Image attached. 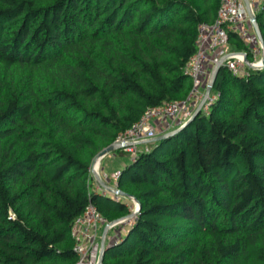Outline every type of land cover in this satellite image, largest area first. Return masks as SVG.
<instances>
[{
	"label": "trees",
	"instance_id": "trees-1",
	"mask_svg": "<svg viewBox=\"0 0 264 264\" xmlns=\"http://www.w3.org/2000/svg\"><path fill=\"white\" fill-rule=\"evenodd\" d=\"M220 2L0 0V264H75L89 203L130 212L95 187L94 160L148 107L189 94L198 24ZM256 16L264 37V1ZM212 91L208 113L115 167L141 206L103 264H264V66H221Z\"/></svg>",
	"mask_w": 264,
	"mask_h": 264
},
{
	"label": "built area",
	"instance_id": "built-area-1",
	"mask_svg": "<svg viewBox=\"0 0 264 264\" xmlns=\"http://www.w3.org/2000/svg\"><path fill=\"white\" fill-rule=\"evenodd\" d=\"M263 1L221 0L215 19L198 24L197 48L185 64V72L192 79L189 94L185 98L170 99L162 104L148 107L130 127L119 132L115 140L121 144L123 150L132 155V158L158 135L157 124L168 128L173 122L178 125L183 124L199 107L207 113L210 111L218 93L212 89L207 93L206 90L207 85L212 82L216 67L226 66L233 74L239 76H247L251 68L263 67L264 50L252 20V16L256 15ZM231 33H236L249 47L231 49L230 45L234 42ZM248 38L251 40L250 44L246 41ZM200 86H204V90H201ZM119 173L120 169L112 174L115 179L114 184L108 183L105 175L102 179L107 185L93 173L96 179L95 187L117 198L125 196L130 212L111 220L94 203H89L72 225V235L75 238V249L78 253L75 264H103L102 245L119 237L112 239L111 230L117 226L118 229L124 230L136 218L139 211L138 201L134 196L119 193L117 183Z\"/></svg>",
	"mask_w": 264,
	"mask_h": 264
},
{
	"label": "water",
	"instance_id": "water-1",
	"mask_svg": "<svg viewBox=\"0 0 264 264\" xmlns=\"http://www.w3.org/2000/svg\"><path fill=\"white\" fill-rule=\"evenodd\" d=\"M252 20H253V23H254L255 28H256L257 36H258V38H259V40H260V42H261V44H262L263 50H264V37H263V34L261 33L260 26H259V23H258V20H257V16H256V15H253V16H252ZM263 66H264V56H263ZM219 68H220V66L216 67V69H215L214 72H213L212 82H211L210 84L207 85V90H206L207 93H209V92L211 91L212 87H213V84H214L215 78H216V76H217V73H218V71H219ZM199 111H200V107L194 112V114H193L190 118H192V117H193L195 114H197ZM190 118H189V119H190ZM189 119H188V120H189ZM188 120H186L185 122H187ZM179 126H181V124L178 125V127H176L175 129H178ZM173 130H174V129H173ZM173 130H170V131H167V132L161 133V134L157 135L156 137L152 138L151 141H152V140H158V139H160V138L166 136L167 134L172 133ZM118 148H121V144L118 143V142H115V141H114L111 145L105 147V148L99 153V155H97V157H96L95 160H94V163H95L97 160L102 159V157H104L108 152H111V151L116 150V149H118ZM95 176H96V177H97V178H98L103 184H106V185H107V183L101 178V176H100L98 173H95ZM118 190H119V193H120V194L128 195L125 191L121 190L120 188H119ZM137 201H138V200H137ZM138 204H139V209H140L141 204H140L139 201H138ZM110 243H111V242L102 245V256H103V253H104L106 247H107Z\"/></svg>",
	"mask_w": 264,
	"mask_h": 264
},
{
	"label": "rangeland",
	"instance_id": "rangeland-1",
	"mask_svg": "<svg viewBox=\"0 0 264 264\" xmlns=\"http://www.w3.org/2000/svg\"><path fill=\"white\" fill-rule=\"evenodd\" d=\"M235 38H236V37H235ZM236 39H237V38H236ZM236 39H234V42L230 45V48H231V49H241V48H242V47H239V46L237 45V41H236ZM246 41H247L249 44L251 43V40H250L249 38H248ZM200 89H201V90H204V86H200ZM172 124H173V128H172V129L178 127V124H177L176 122H175V123L173 122ZM172 124H171V125H172ZM157 128H158V130L160 129L158 125H157ZM154 141H155V140L149 141L148 144H150V143H152V142H154ZM140 146H142V145H140ZM109 153H110V152L107 153V157L109 158V162H106L107 164L110 165V167H109V174L111 173L112 169H114L116 166L122 165L124 162L126 163V162H128V161L132 158V155H131L128 151H123V152L121 153V155L118 156L117 159H115V157H113V156H112L111 154H109ZM111 153L113 154L114 151H111ZM107 157H106V158H107ZM104 161H105V158H102V159L99 160V162H98V164H97V168H98V171H97V172H98V174L101 176V178H104V174H105V172H104V170H105V167H104ZM105 171H106V170H105ZM114 171H116V170H114ZM92 172L95 173L94 168H92ZM108 176H109V175H108ZM92 180L96 182L95 177H93ZM114 182H115V181H113V184H114ZM109 183H112V181L109 180ZM131 201H132V200H131ZM111 231L113 232V235H114V234H117L116 236H119L120 233L123 231V229H118V226H117L116 228H113ZM111 231H110V235H111ZM116 236H115V237H116ZM111 237H112V236H111Z\"/></svg>",
	"mask_w": 264,
	"mask_h": 264
},
{
	"label": "crops",
	"instance_id": "crops-1",
	"mask_svg": "<svg viewBox=\"0 0 264 264\" xmlns=\"http://www.w3.org/2000/svg\"><path fill=\"white\" fill-rule=\"evenodd\" d=\"M158 126H159V124H157ZM159 130H158V132L161 134V133H164V132H166V131H170V130H172V128H173V124L170 126V127H168V128H166V126H159ZM109 154H111L113 157H115V159H117L118 158V155L116 154V152H114L113 154L110 152ZM107 154H106V156L104 157L105 158V161H104V167H105V170H104V172L106 173L105 175H106V180L108 181V183H109V180L110 179H108L110 176H108L109 175V167H110V165L109 164H107L106 162H109V158L107 157ZM125 163V162H124ZM124 163L122 164V165H124ZM122 165H119V167H121ZM118 167V166H117ZM115 169V168H114ZM114 169H112V171H111V175H112V173L114 172L113 170ZM113 183V182H112ZM124 233V230L120 233V235H122ZM117 234H114L113 236H112V239L116 236ZM119 235V236H120ZM118 237V236H117ZM111 239V240H112Z\"/></svg>",
	"mask_w": 264,
	"mask_h": 264
},
{
	"label": "bare ground",
	"instance_id": "bare-ground-1",
	"mask_svg": "<svg viewBox=\"0 0 264 264\" xmlns=\"http://www.w3.org/2000/svg\"><path fill=\"white\" fill-rule=\"evenodd\" d=\"M99 160H100V159H99ZM99 160H97V161L94 163V171H95V173H97V171H98L97 164H98Z\"/></svg>",
	"mask_w": 264,
	"mask_h": 264
},
{
	"label": "clouds",
	"instance_id": "clouds-1",
	"mask_svg": "<svg viewBox=\"0 0 264 264\" xmlns=\"http://www.w3.org/2000/svg\"><path fill=\"white\" fill-rule=\"evenodd\" d=\"M160 133H158V135H159Z\"/></svg>",
	"mask_w": 264,
	"mask_h": 264
}]
</instances>
